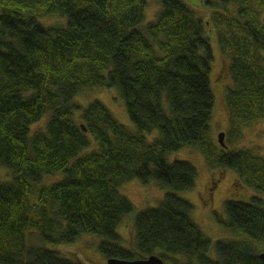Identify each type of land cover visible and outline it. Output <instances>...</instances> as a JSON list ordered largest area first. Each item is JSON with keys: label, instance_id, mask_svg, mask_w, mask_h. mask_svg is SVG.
<instances>
[{"label": "trees", "instance_id": "1", "mask_svg": "<svg viewBox=\"0 0 264 264\" xmlns=\"http://www.w3.org/2000/svg\"><path fill=\"white\" fill-rule=\"evenodd\" d=\"M150 1L0 0V167L10 173L0 181V264H76L55 246L86 235L105 239L106 260L264 264V155L212 139L210 80L217 53L228 65L237 138L264 120V0H157L146 24ZM47 15L66 23L46 25ZM96 88L117 94L137 133L103 101L79 100ZM183 149L234 171L257 193L247 203L224 202L217 215L232 240L213 245L178 195L198 179L187 160H168ZM134 180L167 193L132 218L122 188ZM128 217L133 250L118 232Z\"/></svg>", "mask_w": 264, "mask_h": 264}, {"label": "rangeland", "instance_id": "2", "mask_svg": "<svg viewBox=\"0 0 264 264\" xmlns=\"http://www.w3.org/2000/svg\"><path fill=\"white\" fill-rule=\"evenodd\" d=\"M158 1H150L145 18L146 24L156 18L160 9V1ZM198 2L199 0H190L191 5L197 4ZM195 10L199 17L204 20H209L210 16L208 11L199 7H195ZM262 17L264 19V12ZM43 22L46 25L57 26L66 23V18L57 15H47L43 19ZM206 33L210 35L211 31L207 30ZM213 42L215 41H212V48L216 51V46ZM210 80L213 93L215 94V106L211 123L212 139L221 147L218 135L224 133V142L231 149L237 150L247 147L259 151L264 155V120L256 122L248 129H244V135H241L240 138H237L235 133L230 129L226 92L231 84V80L228 75L227 61L224 57L217 55V53ZM83 95L79 99L81 102L86 103V100L92 99L103 101L111 108L107 106L111 111H114L115 114L112 113L120 123L125 125L131 132L137 133L136 128L132 125L128 116L126 117L125 109L117 99L115 92L105 88H96L88 90ZM123 116L124 118H122ZM127 118L128 122H125ZM44 124L45 121L43 120L39 125L34 126L33 130L43 127ZM157 135L156 132L147 135L148 141L152 142ZM221 149L223 148L221 147ZM173 159L187 160L186 162L192 164L198 173L196 188L188 192L178 193L182 199L193 205L194 211L191 215L192 219L199 225L205 236L212 241L213 245L218 240H232L234 234L227 231L218 223L217 215H222L224 202L239 201L247 203L257 193L234 171L223 168H211L204 155L199 151L183 149L175 154L169 155L168 160L173 162L175 161ZM9 177V171L0 167V181L8 180ZM55 180L56 177H49L47 182H54ZM122 192L135 205V212L131 216L132 218L143 210L158 207L167 193L166 190L161 189L155 184L144 185L138 180L126 183L122 188ZM262 195V199H264V193ZM131 217L126 218L118 230L123 241L120 245L127 250L134 249L132 246L133 220ZM34 240L32 239V241ZM103 241H105L103 237L86 235L71 244L55 246V250L61 253L63 258L71 260L76 264H107L106 258L99 251V246ZM209 255H214V249ZM181 261H183L182 258ZM165 264L174 263L173 261H168Z\"/></svg>", "mask_w": 264, "mask_h": 264}, {"label": "water", "instance_id": "3", "mask_svg": "<svg viewBox=\"0 0 264 264\" xmlns=\"http://www.w3.org/2000/svg\"><path fill=\"white\" fill-rule=\"evenodd\" d=\"M85 130V129H84ZM225 134L220 133L218 135L219 143L223 148H226V144L224 142ZM260 258L264 263V251L260 254ZM107 264H165L164 261L158 256H151L148 259L143 260H120V259H109L107 260Z\"/></svg>", "mask_w": 264, "mask_h": 264}]
</instances>
